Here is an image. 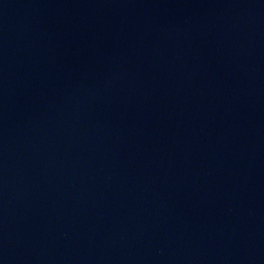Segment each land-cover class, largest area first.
<instances>
[{
	"label": "water",
	"instance_id": "1",
	"mask_svg": "<svg viewBox=\"0 0 264 264\" xmlns=\"http://www.w3.org/2000/svg\"><path fill=\"white\" fill-rule=\"evenodd\" d=\"M0 264H264V0H0Z\"/></svg>",
	"mask_w": 264,
	"mask_h": 264
}]
</instances>
